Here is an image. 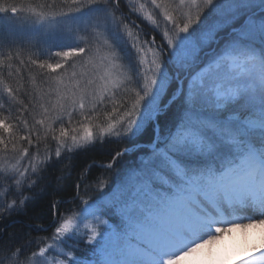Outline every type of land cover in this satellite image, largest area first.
Returning <instances> with one entry per match:
<instances>
[{"label":"snow or ice","instance_id":"obj_1","mask_svg":"<svg viewBox=\"0 0 264 264\" xmlns=\"http://www.w3.org/2000/svg\"><path fill=\"white\" fill-rule=\"evenodd\" d=\"M0 24V223L54 161L127 145L0 264H178L232 226L264 264V0H0Z\"/></svg>","mask_w":264,"mask_h":264},{"label":"trees","instance_id":"obj_2","mask_svg":"<svg viewBox=\"0 0 264 264\" xmlns=\"http://www.w3.org/2000/svg\"><path fill=\"white\" fill-rule=\"evenodd\" d=\"M123 7V0H122ZM126 12L127 9L124 8ZM135 18V17H133ZM2 27V24H0ZM145 32L151 33L150 26L144 25ZM127 145L117 141L106 140L103 143H96L84 150L67 154L64 159L54 161L53 164L43 172L42 179L29 195L33 199L27 203V206L18 212H13L7 216L0 229V255L4 254L5 248H14L25 244L30 237L50 236L53 230V217L51 205L54 201H60L59 211L63 212L75 206L73 197L75 195V183L81 173L87 172L86 183L91 182L98 176H101L105 169L103 164L111 160L112 155ZM134 153H128L121 157L115 167L112 169L113 178L125 173L137 160ZM70 169L71 175H68ZM63 176V179L58 177ZM37 224H43L48 230L37 231L34 227ZM79 238L69 240V244L77 243ZM34 247V246H33ZM83 248V244H80Z\"/></svg>","mask_w":264,"mask_h":264},{"label":"rangeland","instance_id":"obj_3","mask_svg":"<svg viewBox=\"0 0 264 264\" xmlns=\"http://www.w3.org/2000/svg\"><path fill=\"white\" fill-rule=\"evenodd\" d=\"M54 147V145H53ZM259 238V233L256 230H249L247 233L241 232H234L232 234H227L224 238L217 242L214 246L217 254L222 257L223 260L227 261L233 255L239 256L235 249H236V241L239 239L242 243H249V246L256 242ZM197 256L201 257L203 260L207 259V257L203 253H198L196 256L193 257H185L183 260L178 261V264H193V261L197 258Z\"/></svg>","mask_w":264,"mask_h":264},{"label":"clouds","instance_id":"obj_4","mask_svg":"<svg viewBox=\"0 0 264 264\" xmlns=\"http://www.w3.org/2000/svg\"><path fill=\"white\" fill-rule=\"evenodd\" d=\"M237 231L244 233L242 226H232L226 228V230L219 236L206 241L205 244L202 245L203 252L207 257V259L203 260V264H234V257H236L235 255L225 261L220 255L217 254V251L214 246L217 244V242L221 241L225 235L232 234ZM249 243H242L239 241V239H237L235 249L236 253L238 255L246 254L248 251Z\"/></svg>","mask_w":264,"mask_h":264}]
</instances>
